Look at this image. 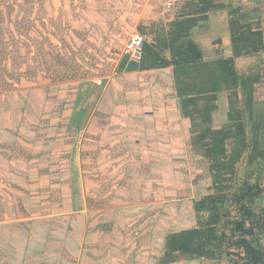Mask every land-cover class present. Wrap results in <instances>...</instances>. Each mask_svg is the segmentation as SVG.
Returning <instances> with one entry per match:
<instances>
[{"label": "crops", "instance_id": "1", "mask_svg": "<svg viewBox=\"0 0 264 264\" xmlns=\"http://www.w3.org/2000/svg\"><path fill=\"white\" fill-rule=\"evenodd\" d=\"M230 15L262 33L260 52L233 61L244 91L264 94V0L171 11L164 0H0V66L13 76L0 85V264H161L166 233L195 222L205 164L172 66L142 69L141 48L125 46L134 32L153 44L183 19L202 61L230 57ZM216 105L214 129L225 91Z\"/></svg>", "mask_w": 264, "mask_h": 264}, {"label": "trees", "instance_id": "2", "mask_svg": "<svg viewBox=\"0 0 264 264\" xmlns=\"http://www.w3.org/2000/svg\"><path fill=\"white\" fill-rule=\"evenodd\" d=\"M228 25L230 57L202 61L197 45L184 37L189 23L183 19L172 22L161 38L154 36L155 44L143 41L141 47L140 68L172 66L181 114L190 120L193 152L204 160L208 190L192 199L194 224L166 233L161 264L196 258L264 264V206L255 209L264 195V94L258 84L244 91L233 61L260 52L262 33L234 15ZM159 49L168 50L169 59L160 57ZM219 91L227 93L226 120L214 129Z\"/></svg>", "mask_w": 264, "mask_h": 264}, {"label": "built area", "instance_id": "3", "mask_svg": "<svg viewBox=\"0 0 264 264\" xmlns=\"http://www.w3.org/2000/svg\"><path fill=\"white\" fill-rule=\"evenodd\" d=\"M184 0H164V9L166 11H171L176 4L181 3ZM143 37L138 33L134 32L130 37L128 42L126 43V50L130 53L136 49L142 47Z\"/></svg>", "mask_w": 264, "mask_h": 264}, {"label": "rangeland", "instance_id": "4", "mask_svg": "<svg viewBox=\"0 0 264 264\" xmlns=\"http://www.w3.org/2000/svg\"><path fill=\"white\" fill-rule=\"evenodd\" d=\"M0 39L2 40V41L0 40V42L7 43L8 37L4 36V37H0ZM12 70H14V69H12ZM10 75L12 76V72H10L8 68L0 66V85H1V87H6L10 84L9 80H7V76L9 79ZM15 78H17V77H15ZM263 143H264V138H263ZM238 168L241 169L240 164H239ZM243 172H244V170L242 169V172L240 171L239 175H241ZM202 186H204V183L202 184ZM187 193H188V191H187ZM182 197L185 198L188 196H182ZM262 206H264V195L262 197H260V199L257 200L255 209H258L259 207H262Z\"/></svg>", "mask_w": 264, "mask_h": 264}]
</instances>
